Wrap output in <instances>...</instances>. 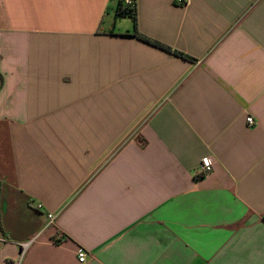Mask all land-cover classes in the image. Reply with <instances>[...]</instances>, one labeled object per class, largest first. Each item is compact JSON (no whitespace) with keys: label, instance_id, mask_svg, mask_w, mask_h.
I'll use <instances>...</instances> for the list:
<instances>
[{"label":"crops","instance_id":"obj_1","mask_svg":"<svg viewBox=\"0 0 264 264\" xmlns=\"http://www.w3.org/2000/svg\"><path fill=\"white\" fill-rule=\"evenodd\" d=\"M186 1L0 0V264H264V0Z\"/></svg>","mask_w":264,"mask_h":264},{"label":"built area","instance_id":"obj_2","mask_svg":"<svg viewBox=\"0 0 264 264\" xmlns=\"http://www.w3.org/2000/svg\"><path fill=\"white\" fill-rule=\"evenodd\" d=\"M137 1L138 0H124L125 5L127 6H136L137 5ZM178 3L181 4H185L187 5V1L186 0H177ZM248 124L252 125L253 124V118H248ZM201 173L202 174H209L213 171V161L211 157H206L202 160V164H201ZM39 209H42V206H39ZM48 219L50 221V223H53L55 220V216L53 214H48ZM36 241V238H33L32 240H30V242L27 243H23L21 244V251L19 254V257L14 260L11 264H21L24 257H25V253L27 252L28 248L30 247V245L32 243H34ZM79 261L80 263H85L87 260V254L85 252H80L78 255Z\"/></svg>","mask_w":264,"mask_h":264},{"label":"trees","instance_id":"obj_3","mask_svg":"<svg viewBox=\"0 0 264 264\" xmlns=\"http://www.w3.org/2000/svg\"><path fill=\"white\" fill-rule=\"evenodd\" d=\"M118 16L119 17H130L133 20L134 23V35L132 36H136L139 39L155 45V46H159L163 49H165V47L145 36H143L140 32H139V25H138V16H137V5L136 6H127L125 5L124 0H119V6H118Z\"/></svg>","mask_w":264,"mask_h":264},{"label":"water","instance_id":"obj_4","mask_svg":"<svg viewBox=\"0 0 264 264\" xmlns=\"http://www.w3.org/2000/svg\"><path fill=\"white\" fill-rule=\"evenodd\" d=\"M1 84H2V80H1V77H0V87H1ZM4 242H5V238H4V234L2 232V228H1V225H0V248L2 246H4Z\"/></svg>","mask_w":264,"mask_h":264}]
</instances>
